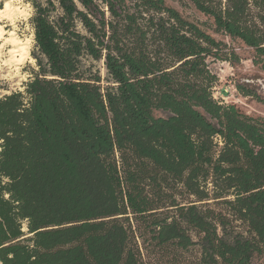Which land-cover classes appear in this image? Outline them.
Listing matches in <instances>:
<instances>
[{
    "label": "trees",
    "instance_id": "16d2710c",
    "mask_svg": "<svg viewBox=\"0 0 264 264\" xmlns=\"http://www.w3.org/2000/svg\"><path fill=\"white\" fill-rule=\"evenodd\" d=\"M190 1L264 72V0ZM27 3L35 66L0 96L1 264H264V118L216 100L208 66L237 54L166 0Z\"/></svg>",
    "mask_w": 264,
    "mask_h": 264
},
{
    "label": "rangeland",
    "instance_id": "374dc122",
    "mask_svg": "<svg viewBox=\"0 0 264 264\" xmlns=\"http://www.w3.org/2000/svg\"><path fill=\"white\" fill-rule=\"evenodd\" d=\"M7 1L9 0H0V7L4 8ZM14 2L20 12L15 25L10 26V23L6 20L4 22L8 30H15L23 42L29 43L30 55L22 62H12V64L8 62L10 60L8 50L1 55L0 96L21 90L22 83L29 77V69L35 66V60L31 56L33 33L29 25L32 8L27 0H14ZM166 2L188 20L200 24L207 23L210 33L217 40L224 41L227 44L224 51L226 55L232 52L237 54L239 59L234 61L235 64L211 58L208 60L211 73L218 78V83L213 89L214 98L224 105H236L240 111L251 117L264 118V72L253 66L251 61L253 52L238 41H232L229 37L221 34H214L212 20L198 12L190 0H166ZM237 85H243L253 91L258 99L245 97L237 89Z\"/></svg>",
    "mask_w": 264,
    "mask_h": 264
},
{
    "label": "bare ground",
    "instance_id": "6f19581e",
    "mask_svg": "<svg viewBox=\"0 0 264 264\" xmlns=\"http://www.w3.org/2000/svg\"><path fill=\"white\" fill-rule=\"evenodd\" d=\"M19 14V8L15 5L14 0L7 1L4 8L0 7V57L8 50L10 55L8 62L11 64L12 62L20 63L30 55L29 43L23 42L15 30H8L4 22L6 20L10 26L15 25Z\"/></svg>",
    "mask_w": 264,
    "mask_h": 264
}]
</instances>
